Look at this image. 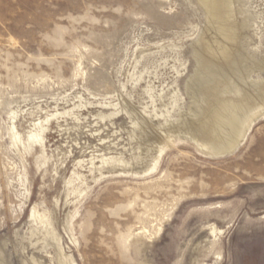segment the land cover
<instances>
[{
    "label": "rangeland",
    "instance_id": "1",
    "mask_svg": "<svg viewBox=\"0 0 264 264\" xmlns=\"http://www.w3.org/2000/svg\"><path fill=\"white\" fill-rule=\"evenodd\" d=\"M229 2L216 59L200 0H0V264H264V116L192 138L264 102V0Z\"/></svg>",
    "mask_w": 264,
    "mask_h": 264
},
{
    "label": "bare ground",
    "instance_id": "2",
    "mask_svg": "<svg viewBox=\"0 0 264 264\" xmlns=\"http://www.w3.org/2000/svg\"><path fill=\"white\" fill-rule=\"evenodd\" d=\"M202 1L203 5L205 4L207 8L206 9L204 7L205 10L208 11L207 14L211 18V27L206 34L207 37L204 40V46L202 49L207 55L216 59H221L222 57L230 55V52L234 50L237 39L236 30L232 22L233 14L231 5L229 0H200L201 3ZM201 61L202 69L204 66L209 74L211 72H209L211 69L209 67L211 66H208L206 62L204 63L202 58ZM237 66L238 61L234 60L231 62L224 70L226 74L223 76L227 77V73H234L238 68ZM197 80L199 79H196L195 81ZM214 81H209V76H202V80L198 85L200 89L199 91H202V87L207 88L213 86ZM192 90L198 98L201 93H199V91H195L196 88H192ZM213 92L214 91H211L212 94H214ZM226 94L230 96V99L227 96L225 97L226 99L228 98L227 101H222L221 103L218 101L220 103L219 106H216L213 110L207 111L206 116H202L203 121H200L201 123L204 122L210 138L203 140L202 136L199 138L192 137L202 145L203 150L212 153V155L219 154L220 152L224 153V151L234 150V148L245 141L248 134L251 132L254 119L261 115L264 116V111H262L264 109V102L261 104L258 103V105L255 106L252 105L253 102H243L240 98H238V95L240 94H238L236 89L231 90ZM200 99L202 100V98ZM35 138L37 137L30 136L29 141H33ZM17 139L20 141V137ZM59 256L60 258L58 264H66V259L64 258L61 250Z\"/></svg>",
    "mask_w": 264,
    "mask_h": 264
},
{
    "label": "water",
    "instance_id": "3",
    "mask_svg": "<svg viewBox=\"0 0 264 264\" xmlns=\"http://www.w3.org/2000/svg\"><path fill=\"white\" fill-rule=\"evenodd\" d=\"M237 149V148H236ZM236 149H234L231 153H229V154H232Z\"/></svg>",
    "mask_w": 264,
    "mask_h": 264
}]
</instances>
